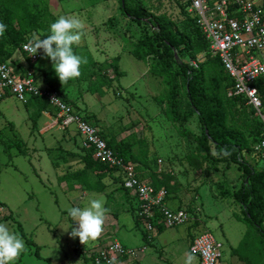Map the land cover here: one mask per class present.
Listing matches in <instances>:
<instances>
[{
    "label": "rangeland",
    "instance_id": "rangeland-1",
    "mask_svg": "<svg viewBox=\"0 0 264 264\" xmlns=\"http://www.w3.org/2000/svg\"><path fill=\"white\" fill-rule=\"evenodd\" d=\"M186 1L143 0L152 15H165L175 23L183 36V42L186 37H194V30L187 18L194 14L189 6L185 11L187 15L181 12ZM211 1L208 0L209 4ZM30 2H36L40 8L48 7L55 19L65 16L80 20L83 35L79 44L74 46V51L85 58L91 56L97 65L91 66L89 61L82 64V80L73 85L69 97L96 115L100 128L106 133L121 138L123 143L132 144L138 158H147L150 167L145 168L144 173L148 175V169L160 170L159 174L182 178L183 188L178 190L177 197L171 199L169 206L174 208L179 201L198 206L200 225L192 228L191 224L186 223L158 235L154 233V244H146L141 231L134 228V201H125V191L118 189L112 178L104 179L106 188L103 192L72 190L71 181H58L60 170L52 164V161H58L56 159L59 156L55 130L44 132L41 127L33 130V123L28 120V114L32 113L31 107L25 105L27 102L21 103L7 96L6 101L0 102V206L8 217L0 220V223H7L25 243V250L16 264H95L92 261L98 252L113 242L133 251L134 255H112L109 264H185L189 235L197 236L204 231H209L222 243L221 263L264 264L262 238L254 228L236 219V215L242 216L240 206L229 195L221 197V189L218 188L220 183L226 184L230 190L239 187L243 180L241 169L235 163H210L201 170H193L188 166L185 155L194 149L193 141L180 137L179 129L167 120L164 102L167 88L161 78L148 72L151 57L143 62L129 53L136 41L148 33L145 26L124 17L119 10L118 0ZM54 21L48 15L43 19L48 29ZM180 48L179 61L191 63L183 46ZM41 54L36 65L53 70L51 61L42 58V50ZM115 56H120L121 76L118 79L112 78V70L107 66ZM90 72H94L95 76L90 78ZM103 73L106 79H102ZM94 89L103 91L92 94L90 91ZM180 91L182 112L187 101L183 83L180 84ZM84 94L85 104L79 101ZM3 105L5 110L1 109ZM230 109L229 122L243 130L252 149L247 161L261 170L264 168V158L253 150L259 137L249 134L257 125L251 107L234 101ZM6 120L14 123V132L4 128ZM185 126L195 134L201 133L196 115ZM31 132L36 140L33 144L29 140ZM1 139L11 141L3 143ZM75 141L78 144L81 138L76 136ZM158 160L161 164H158ZM76 162L77 167H82L81 161ZM82 190L85 191L83 185ZM92 198H103L109 211L101 234L94 240L80 242L88 249L85 247L83 251L77 252L79 243L77 237L70 236L72 220L67 209L72 206L83 207ZM234 248H238L237 255H232ZM79 253L88 255L87 259H83ZM99 264L107 263L103 261Z\"/></svg>",
    "mask_w": 264,
    "mask_h": 264
},
{
    "label": "trees",
    "instance_id": "trees-1",
    "mask_svg": "<svg viewBox=\"0 0 264 264\" xmlns=\"http://www.w3.org/2000/svg\"><path fill=\"white\" fill-rule=\"evenodd\" d=\"M118 2L119 10L124 17L130 18L138 24H143L148 31L145 36L136 41L135 46L129 50V53L143 62L151 57L152 61L148 72L152 76L161 78L167 88L164 101L166 105L165 116L170 123L179 129L180 137L190 138L193 141L194 149L186 153L185 156L188 165L193 170H201L203 166L210 163H235L241 169L243 180L240 186L230 191L226 184L220 183L218 186L221 189L220 196L229 195L240 206L242 216L236 219L249 228L255 229L256 234L262 238L260 242L263 244L262 251L264 252V168L258 170L247 161L249 160L247 157L252 152L249 141L243 130L229 122L230 107L234 101L242 103L244 101L240 98L228 97L227 91L233 85V81L225 72L219 59L209 55L208 42L196 24V15L193 13L194 16L188 15L187 17L194 30V37H186L183 42V36L175 23L165 15H152L143 0H118ZM30 3V0H0V22L7 25L5 34L0 36V62L9 60L16 50H21L24 43L43 38L49 34V29L45 26L43 19L47 15L53 20H56L55 17L49 13L48 7L40 8L36 2L31 3L32 5ZM189 3V0H187L181 7V12L185 15H187L185 11ZM181 46H183V51L187 53L191 62H197V57L202 54H204L205 61L198 62L196 68L191 63L179 61ZM175 54L177 58L174 57ZM91 59V56L86 57L91 66L95 67L97 62ZM119 61L120 56H115L107 65L112 70L113 79H118L121 76ZM35 64H30V66L33 67ZM43 75L46 77V81H49L55 73L52 70L48 73L43 72ZM94 76L95 73L90 72L89 77ZM102 79H106L105 73H103ZM81 80L80 75L68 83ZM181 83L184 84L187 100L182 112L180 111L179 101ZM63 85L66 84L53 81L47 89L58 92L66 104L79 111L80 109L75 103L68 99L62 87ZM90 92L92 94L102 93V90L94 89ZM36 99L45 101V99L39 97H36ZM45 106H47V102ZM81 111L85 113L86 119L94 121L93 115L87 114L84 110ZM193 115L197 116L201 126L200 134L193 133L185 126ZM256 122L257 125L249 134L252 133L258 136V143L261 137V124L258 119H256ZM94 123L100 128L95 121ZM100 130L108 147L121 155L125 161L131 162L135 167L138 178L141 179L139 172L149 166L147 158L144 160L138 158L133 152L132 144L123 143L122 140L117 142L115 138H112L113 136L108 137L101 128ZM19 150L20 152L23 151ZM81 151L82 169L62 176L60 180L76 181L83 185L86 191L94 192L105 190L104 179L106 177L111 176L114 183L119 182V178L113 176L114 170L96 160L92 150L81 148ZM225 152L227 155L224 154ZM148 177L151 185L156 190L165 189L168 197L172 177L154 171H149ZM118 189L124 190L125 197L128 196V190L122 186H119ZM132 210L134 211V207H132ZM187 210L192 214L190 209ZM133 218L135 229L140 230L143 234L142 238L147 241L146 233L140 228V220L137 216ZM71 224L75 227L73 222ZM192 240L193 238H191ZM77 241L79 243L76 248L77 252L83 251L85 246L80 243L78 237ZM237 251L238 248H234L232 255H237ZM80 256L87 259L84 254H80ZM83 264L88 263L84 262Z\"/></svg>",
    "mask_w": 264,
    "mask_h": 264
},
{
    "label": "built area",
    "instance_id": "built-area-1",
    "mask_svg": "<svg viewBox=\"0 0 264 264\" xmlns=\"http://www.w3.org/2000/svg\"><path fill=\"white\" fill-rule=\"evenodd\" d=\"M189 2L190 11L196 15V24L208 42L209 55L219 59L233 81L227 91L228 97L242 99L261 124V137L253 150L264 158V6L258 0ZM28 43L22 45L21 52L30 64H35L42 54L38 50L31 56L25 47ZM202 58L204 54L191 65L196 68ZM5 96L21 103L36 97L45 99L47 113L53 116L49 128L73 129L81 138L82 148L92 150L96 160L114 170L113 176L119 178V185L133 195V214L140 220L144 233L151 234L158 227L175 228L193 220V213L186 208H169L165 189L156 190L149 181L138 178L133 164L108 147L100 128L86 119L84 112L66 104L58 92L38 87L31 71L15 77L7 61L0 62V99ZM158 164H161L160 160ZM4 217L7 215L0 206V220ZM188 250L198 258V264H219L222 257V243L209 231L194 236ZM112 255L126 257L134 253L113 242L100 250L93 262L109 264Z\"/></svg>",
    "mask_w": 264,
    "mask_h": 264
},
{
    "label": "clouds",
    "instance_id": "clouds-1",
    "mask_svg": "<svg viewBox=\"0 0 264 264\" xmlns=\"http://www.w3.org/2000/svg\"><path fill=\"white\" fill-rule=\"evenodd\" d=\"M6 29L7 25L0 22V36L5 34ZM48 31V35L29 41L25 47L31 56L42 50V58L51 61L60 83L67 84L81 75V66L87 63L85 57L74 51V46L82 39V24L77 18L60 16L49 25ZM224 154L227 155L226 152ZM108 211L103 198H92L83 207H69L67 214L75 222V227L71 224L70 236L78 237L81 243L96 239L103 230ZM24 250L23 239L7 223H0V264H16ZM196 260V256L189 252L185 264H195Z\"/></svg>",
    "mask_w": 264,
    "mask_h": 264
},
{
    "label": "crops",
    "instance_id": "crops-1",
    "mask_svg": "<svg viewBox=\"0 0 264 264\" xmlns=\"http://www.w3.org/2000/svg\"><path fill=\"white\" fill-rule=\"evenodd\" d=\"M214 1L215 0H212L211 2H214ZM261 1L263 2L262 4L264 5V1L263 0H261ZM7 63L9 64L10 69H11V71H12V73H13V75L15 77H22L24 74H26V72L31 71L32 74H33V76H34L35 83L38 82V85L39 86L38 85L37 86L40 87V88H42V89L49 88L50 83L52 84L53 81L60 82L59 79H58V77L56 75L51 76V78L49 77L50 80L49 81H46V77L43 75V72H47L48 73V72H51L52 70L42 69L41 66L39 67L36 64L33 67L30 66V63L28 62L27 58L23 55V53L21 52V50H16L13 53L12 57L9 60H7ZM29 68H31V69H29ZM74 84H77V83L76 82H74V83H67L65 86L64 85L62 86L64 88V92L67 94L69 100H71V98L69 97V95L71 94V90H72ZM85 95L86 94L83 95L82 99H79V101L80 102H83L84 104H85V101L84 100H85V97H86ZM5 97H7V96H5ZM5 97L2 98V99H0V102L6 101L7 99H5ZM74 103H75V105L77 107H83L82 105H80V103H79V105L76 102H74ZM45 104H46V102L44 100H42V99L32 98V99L28 100V102L25 105L26 106H30L31 107L30 109L32 110V113L31 114H28V120L33 123L32 124L33 130L36 129V128H38V127H41V131H44V132L45 131L47 132V131L55 130V133H54V135L56 136V142L55 143L57 144L56 149L59 152V156L56 159L58 161H52V164H53V166H54L55 169L60 170V175L58 176V181H62V180H60L62 176H65V175H68V174H72V173H74V172H76L78 170H81L82 167H83V165H82V167L81 166H78L77 167V165H76V163H77L76 160L77 161L78 160L81 161V155H82V151H81V148H82L81 141L78 144L76 143L75 137L78 136V135L75 133V131L73 129L61 131V130L56 129V128H52V129L49 128V124H50V121H51V119H52L53 116L50 115L51 113L50 114L47 113L48 108H47V106H45ZM1 109H4L5 110L6 109L5 105H3V107ZM82 109H85L84 111L87 114L93 115L94 116V119L93 120L98 125L100 124L98 118L96 117V115H94L93 113L88 112L87 111V108H85V107L81 108L80 110H82ZM34 116H35V118L32 119V117H34ZM6 123L7 124H6V126L4 128L5 129L8 128L10 132H14V129H15L14 123H12L10 120H6ZM105 134L108 137H112L113 136L112 138H115V140L117 142L121 141V138L119 139V137H117L115 135H112L111 136L110 133H106V132H105ZM29 138H30L29 140L31 141V142L30 141L29 142L31 144H33V142L36 141L35 138H34V136H33V133L32 132L30 133ZM10 139H12V138H10ZM10 139H9V141H7V140L4 141V140L1 139V142L8 143V142L11 141ZM72 143H74L73 146L70 145ZM19 144L20 143H18L17 145H19ZM75 145H77V146H75ZM78 148H80V150ZM187 164H188V162H187ZM149 167H150V165H149ZM145 170L146 169L141 170V172H139V174H140L142 180L149 181V177H148L147 173H144L143 172ZM148 171H151V170L148 169ZM154 172L160 173V170H159V172H158V170H156ZM109 177L112 178L111 176H109ZM107 178L108 177H106V179ZM112 180L114 181L113 178H112ZM181 181H182V178H181V180L178 177L172 178V181L170 182V185H169V193H168V197L166 199V205L169 208H171V209H176V208H186V209H190L192 211V213H193V217L194 218H193V220H191L188 223L191 224L190 226L192 228H194V227L195 228H198L199 225H200V220L198 218V213L200 212V208L198 206H195L194 207L193 205H191L192 203L185 202V201H179V204H177L176 207H174V208H172V207L169 206V203L171 202V199H175L177 197L176 194H177L178 190L180 191L181 188H183V182L181 183ZM115 184H116L115 186L117 188L120 186L119 183H115ZM71 185H70V187H71L70 189H72V190H74V189H80L82 192H86V190L85 191L82 190V185L79 184V183H77L76 181L75 182L72 181ZM229 190H230V188H229ZM230 191H232V190H230ZM127 195H128L127 197L124 196L125 197V201L126 202H129L130 199H133L132 198L133 195L130 192ZM236 216L237 217H241V215L240 216L236 215ZM134 228H135V221H134ZM159 230H161V231H159ZM165 230H167V229H163L161 227H158L155 230V232H152L151 234H146L147 241H145L143 238L142 239H143V241L146 244H148V245L151 246V245L154 244L153 241H152L154 233H157V235H158V234H161L162 232H164ZM141 235L143 236V234H141ZM193 237L194 236H190L189 235L188 240H187V251H188V253H189V250L188 249H189V245H190V242H191V238H193ZM86 249H88V247H86ZM87 256L88 255H86V257ZM196 264H198V258L196 260ZM219 264H226V263H223V262L221 263V260H220Z\"/></svg>",
    "mask_w": 264,
    "mask_h": 264
},
{
    "label": "water",
    "instance_id": "water-1",
    "mask_svg": "<svg viewBox=\"0 0 264 264\" xmlns=\"http://www.w3.org/2000/svg\"><path fill=\"white\" fill-rule=\"evenodd\" d=\"M174 57L177 58V55L175 54Z\"/></svg>",
    "mask_w": 264,
    "mask_h": 264
},
{
    "label": "flooded vegetation",
    "instance_id": "flooded-vegetation-1",
    "mask_svg": "<svg viewBox=\"0 0 264 264\" xmlns=\"http://www.w3.org/2000/svg\"><path fill=\"white\" fill-rule=\"evenodd\" d=\"M93 262V261H92Z\"/></svg>",
    "mask_w": 264,
    "mask_h": 264
}]
</instances>
